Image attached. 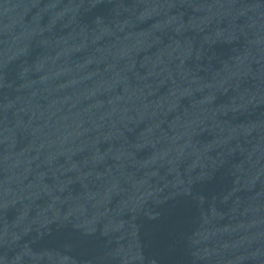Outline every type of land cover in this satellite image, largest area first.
<instances>
[{
	"label": "water",
	"instance_id": "obj_1",
	"mask_svg": "<svg viewBox=\"0 0 264 264\" xmlns=\"http://www.w3.org/2000/svg\"><path fill=\"white\" fill-rule=\"evenodd\" d=\"M264 261V0H0V264Z\"/></svg>",
	"mask_w": 264,
	"mask_h": 264
}]
</instances>
